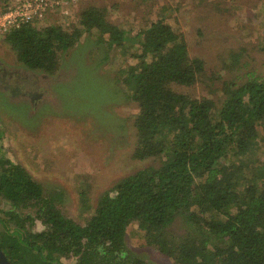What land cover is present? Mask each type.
<instances>
[{
    "label": "trees",
    "instance_id": "trees-1",
    "mask_svg": "<svg viewBox=\"0 0 264 264\" xmlns=\"http://www.w3.org/2000/svg\"><path fill=\"white\" fill-rule=\"evenodd\" d=\"M84 33L109 52L133 42L137 62L121 79L139 109L133 157L158 164L117 181L80 224L62 211L61 194L47 193L0 147V200L11 204L0 213V246L12 264H149L128 245L134 222L176 264H264V75L224 84L218 100L192 96L185 89L206 76L205 62L165 14L133 35L89 6L78 25L27 24L4 41L27 68L54 74ZM82 204L90 208L86 191ZM178 217L181 235L171 230Z\"/></svg>",
    "mask_w": 264,
    "mask_h": 264
},
{
    "label": "rangeland",
    "instance_id": "rangeland-1",
    "mask_svg": "<svg viewBox=\"0 0 264 264\" xmlns=\"http://www.w3.org/2000/svg\"><path fill=\"white\" fill-rule=\"evenodd\" d=\"M14 1L0 0V12ZM89 6L104 8L111 22L133 35L165 14L183 32L190 54L205 62L206 76L185 89L194 97L218 100L224 84L246 81L253 70L264 75V0H76L70 15L55 11L37 25L73 27ZM132 46L129 41L109 52L96 44L95 34L84 33L63 54L57 72L48 74L20 63L0 35V63L26 75L24 91L35 87L33 96H40L12 97L9 89L0 86L2 152L26 168L47 193L61 194L62 211L80 224L86 223L100 196L117 181L158 164L133 157V123L139 109L121 81L122 71L137 62ZM231 54L239 60L231 61ZM258 155L264 156V144ZM82 191L90 198L89 209L82 204ZM10 208L8 201L0 200V213ZM43 228L37 221L35 229ZM171 230L181 235L187 225L178 217ZM127 241L149 264H176L145 243L138 223L128 227ZM75 261L64 258L63 264Z\"/></svg>",
    "mask_w": 264,
    "mask_h": 264
},
{
    "label": "built area",
    "instance_id": "built-area-1",
    "mask_svg": "<svg viewBox=\"0 0 264 264\" xmlns=\"http://www.w3.org/2000/svg\"><path fill=\"white\" fill-rule=\"evenodd\" d=\"M76 0H15L0 12V35L27 24L43 22L55 11L70 15Z\"/></svg>",
    "mask_w": 264,
    "mask_h": 264
},
{
    "label": "flooded vegetation",
    "instance_id": "flooded-vegetation-1",
    "mask_svg": "<svg viewBox=\"0 0 264 264\" xmlns=\"http://www.w3.org/2000/svg\"><path fill=\"white\" fill-rule=\"evenodd\" d=\"M26 75H23L18 69H7L2 63H0V86H4L6 89L11 91V96L16 97L18 95L26 96L27 94L32 97V99L40 98L39 94L36 97L33 96L31 90H35V87L29 86L28 92L24 91L25 86L28 83Z\"/></svg>",
    "mask_w": 264,
    "mask_h": 264
},
{
    "label": "water",
    "instance_id": "water-1",
    "mask_svg": "<svg viewBox=\"0 0 264 264\" xmlns=\"http://www.w3.org/2000/svg\"><path fill=\"white\" fill-rule=\"evenodd\" d=\"M0 264H12V262L9 260L5 252L2 250L0 246Z\"/></svg>",
    "mask_w": 264,
    "mask_h": 264
}]
</instances>
